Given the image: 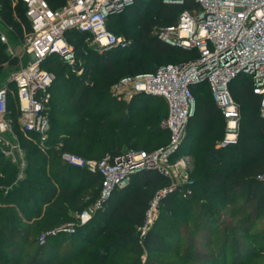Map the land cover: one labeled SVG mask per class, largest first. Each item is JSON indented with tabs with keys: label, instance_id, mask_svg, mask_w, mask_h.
I'll list each match as a JSON object with an SVG mask.
<instances>
[{
	"label": "trees",
	"instance_id": "obj_1",
	"mask_svg": "<svg viewBox=\"0 0 264 264\" xmlns=\"http://www.w3.org/2000/svg\"><path fill=\"white\" fill-rule=\"evenodd\" d=\"M47 1L58 9L67 0ZM13 3L0 0L10 42L0 40V82L19 69L17 49L25 48L31 31L25 4ZM197 6L194 0L182 4L135 0L121 11L135 31L126 48L98 52L90 45V34L69 31L67 39L75 46L78 65L72 67L57 55L42 63L55 75L45 147L36 134L21 129L16 86L9 84L13 93L7 116L18 127L26 165L18 178V164L0 151V264H229L223 256L230 243L240 250L230 264L264 259V120L260 97L245 76L230 84L241 119L238 142L226 147L218 144L226 119L208 83L192 86L197 105L178 154L193 157L189 170L193 183L185 185L190 192L178 187L161 200L158 219L143 235L139 228L154 194L170 185L167 175L142 169L95 208L103 176L62 159L64 151L101 159L128 150H154L169 141L170 132L162 126L168 107L164 97L138 93L127 101L118 99L111 88L124 76L195 58L196 49L173 47L159 38L158 30ZM107 25L116 34L109 18ZM156 60L170 61L153 66ZM87 210L91 217L80 221ZM255 226L261 228L253 230ZM231 227L245 232L252 246L231 240ZM144 254L148 259L142 263Z\"/></svg>",
	"mask_w": 264,
	"mask_h": 264
},
{
	"label": "built area",
	"instance_id": "obj_2",
	"mask_svg": "<svg viewBox=\"0 0 264 264\" xmlns=\"http://www.w3.org/2000/svg\"><path fill=\"white\" fill-rule=\"evenodd\" d=\"M22 1L31 23V31L25 39L30 61L0 83V144L6 145L2 152L15 163L18 159L14 149L19 145L12 142L16 136L7 116L9 95L13 93L9 84L16 86L21 129L27 134H36L39 145L45 147L51 128L50 88L55 75L42 67L43 61L50 55H57L72 67L78 65L75 46L67 39V33L72 30L90 34L99 51L126 48L130 43L108 28V18L112 12L135 2L68 0L61 8L53 9L47 0ZM194 1L198 4L196 8L185 9L177 22L161 27L158 36L173 47L196 49L197 56L182 63L160 65L154 71L124 76L111 88L118 99L127 101L138 93L164 97L169 113L162 126L170 132L169 141L151 151L128 150L101 159L85 158L68 151L62 153L65 162L103 176L104 196L116 187L128 184L133 174L142 169H155L170 178V185L157 190L150 202L144 224L139 228L142 235L158 218L157 208L167 194L178 187L190 192L185 185L193 183L189 171L192 156L178 152L195 109L193 85L208 83L215 103L226 119L225 133L218 143L220 147L236 144L239 139L241 107L230 91V84L237 77L245 76L252 81L253 92L260 97L259 114L264 120V0ZM164 2L182 4L185 0ZM0 40L8 43L1 26ZM10 52L13 53L11 48ZM21 162V165L25 164L24 160ZM100 202L101 199L95 208L102 204ZM80 217L86 221L91 213L83 211ZM66 230L73 231L71 228ZM40 239L43 241L44 235Z\"/></svg>",
	"mask_w": 264,
	"mask_h": 264
},
{
	"label": "rangeland",
	"instance_id": "obj_3",
	"mask_svg": "<svg viewBox=\"0 0 264 264\" xmlns=\"http://www.w3.org/2000/svg\"><path fill=\"white\" fill-rule=\"evenodd\" d=\"M14 2V1H13ZM68 2V0L65 2V3H67ZM16 3H17V0L13 3V6H15L16 5ZM64 3V4H65ZM64 4H62V5H58L57 7H59V8H61ZM123 10V9H122ZM122 10H118V11H115V12H112L111 14H110V16H109V23L110 24H114L115 25V31H116V34L117 35H119V36H121L122 38H124L125 39V41L126 42H128V43H131V42H133V39H134V36H135V31H133L134 30V28H131V27H129V25H128V22L127 21H125L126 20V18H125V16H123V15H121L123 12H121ZM118 12H120V13H118ZM114 13H118V15H114ZM115 17H117V19H114ZM4 22H3V19H2V17L0 16V26H1V28H2V30L4 31V33L6 34V36H7V38H8V45H10L9 43V37H8V35H7V33H6V31H5V28H4ZM30 32H27V34L26 35H28ZM24 45H25V48L24 49H22V48H20V49H17L18 51V54H19V61H18V68L20 69V68H22V67H24L26 64H28L29 63V61H30V54H29V52L27 51V45H26V41H25V43H24ZM90 45H92L94 48L96 47V46H94L93 45V43H92V41L90 42ZM94 50H96V51H98V52H100L99 50H97L96 48L94 49ZM93 56H95V53H93ZM167 61H170V60H156L155 61V63H154V65L153 66H156V65H158V64H160V63H163V62H167ZM195 96H196V98H197V93L195 94ZM168 105V104H167ZM196 105H197V100H195V109H196ZM195 109H194V112H193V115L195 114ZM168 113H169V106L167 107V116H168ZM192 115V116H193ZM166 116V117H167ZM15 123V122H14ZM14 123H13V127H14V131H15V138H14V141H12V142H14V144H16L17 145V147H18V145H19V147L20 148H22V143H21V140H20V135H19V130H18V127H16V124H15V126H14ZM0 145H2V144H0ZM3 146H6L5 144H3ZM1 147V146H0ZM19 147L18 148H15L14 149V151H15V156L17 157V159H18V168L20 169V171H19V176H18V178H21V176L23 175V170H24V168H25V165H26V155H25V152H22L20 149H19ZM159 148V147H158ZM22 150H23V148H22ZM147 151H151V150H147ZM192 159L191 160H193V157H191ZM22 160H24V162H25V164L24 165H21L22 164ZM191 164H192V161H191ZM17 178V179H18ZM103 188V187H102ZM112 192H110V194H111ZM109 194V195H110ZM108 195V196H109ZM108 196L106 195V196H104V193H103V189L101 190V202H100V204L101 203H103L104 201H106V199H108ZM161 204V203H160ZM159 204V206H158V208H157V211H156V213H157V215H159V212H160V210H161V205ZM179 204L180 203H178V206L177 207H179ZM174 209H176V207H174ZM88 212H92V211H88ZM178 212L176 211V214H177ZM82 214V213H81ZM81 214H80V216H81ZM177 215H179V214H177ZM227 216L228 215H225L224 217H225V219L227 220ZM158 219V218H157ZM156 219V220H157ZM83 219L80 217V221H82ZM234 222H236L235 220H234ZM155 223V222H154ZM232 223V222H231ZM234 225V224H233ZM223 224L222 223H220L219 222V224L217 225V229L218 230H220V229H222L223 227ZM259 228H261V227H259V226H255L254 227V229L253 230H257V229H259ZM231 229H232V227H231ZM217 230V231H218ZM252 232H254V231H252ZM246 233L245 232H242V231H239V230H237V229H232L231 231H230V239L231 240H236V241H238V240H241V241H243V244H246V245H248V246H252V243H251V241L250 240H247L246 238ZM245 239V240H244ZM188 240V239H187ZM185 244H184V247L186 246V244H187V241H186V238L184 237V241H183ZM233 242V241H232ZM55 243H56V241H55ZM216 244V243H215ZM198 246H200L199 244H198ZM205 246V245H204ZM219 246H220V248H222V246H221V243H219ZM31 250V249H30ZM29 250V251H30ZM208 252H210L211 250L210 249H208L207 250ZM240 250L239 249H237L232 243H230V245L228 246V250H227V253H228V255H226V254H224V256H223V258L225 259V257H228L227 258V261L229 262V264L232 262V260H235V257H236V254H238V252H239ZM239 254H240V252H239ZM171 257L173 258V259H178L179 257L177 256V255H171ZM147 259H148V255L147 254H144L143 255V258H142V263H144L145 261H147ZM184 260H186V261H188V259L187 258H184ZM254 259L253 260H251L250 262L252 263V264H264V259H258V260H255L254 262ZM189 262V261H188Z\"/></svg>",
	"mask_w": 264,
	"mask_h": 264
},
{
	"label": "crops",
	"instance_id": "obj_4",
	"mask_svg": "<svg viewBox=\"0 0 264 264\" xmlns=\"http://www.w3.org/2000/svg\"><path fill=\"white\" fill-rule=\"evenodd\" d=\"M11 48V47H10ZM12 50V49H11ZM18 53V52H17ZM5 81V80H4ZM3 81V82H4ZM0 83H2V82H0ZM1 147H0V151H1V153H3L2 152V148H3V146L2 145H0ZM23 151H24V149H23ZM25 152V151H24ZM4 155V154H3ZM5 156V155H4ZM8 160H10L12 163H15V162H13L9 157H7V156H5ZM15 164H17V163H15Z\"/></svg>",
	"mask_w": 264,
	"mask_h": 264
},
{
	"label": "water",
	"instance_id": "obj_5",
	"mask_svg": "<svg viewBox=\"0 0 264 264\" xmlns=\"http://www.w3.org/2000/svg\"><path fill=\"white\" fill-rule=\"evenodd\" d=\"M125 186V185H124ZM123 187V186H122Z\"/></svg>",
	"mask_w": 264,
	"mask_h": 264
}]
</instances>
